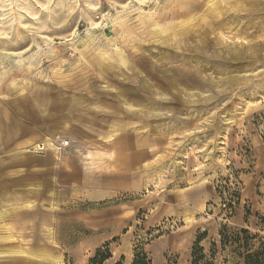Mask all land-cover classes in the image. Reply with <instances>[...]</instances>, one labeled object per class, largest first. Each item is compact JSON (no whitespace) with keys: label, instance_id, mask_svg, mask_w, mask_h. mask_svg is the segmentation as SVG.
Returning <instances> with one entry per match:
<instances>
[{"label":"rangeland","instance_id":"374dc122","mask_svg":"<svg viewBox=\"0 0 264 264\" xmlns=\"http://www.w3.org/2000/svg\"><path fill=\"white\" fill-rule=\"evenodd\" d=\"M2 137L53 146H0V264L231 260L224 227L264 237V0H0Z\"/></svg>","mask_w":264,"mask_h":264},{"label":"trees","instance_id":"16d2710c","mask_svg":"<svg viewBox=\"0 0 264 264\" xmlns=\"http://www.w3.org/2000/svg\"><path fill=\"white\" fill-rule=\"evenodd\" d=\"M237 201L240 200V196L234 194ZM232 205V202H231ZM250 215V214H249ZM249 217H247L245 224L247 227L237 231L230 232L227 227H224L220 232V249L222 253L229 252L230 258H224L222 264H264V237L258 232H253L249 227ZM261 223L264 224V219L261 218ZM202 238L199 237L195 243V250L193 253V264H210L206 261V256L203 253V249L200 248ZM218 246L212 244L211 255L215 257ZM112 254L108 248V245L96 251L91 264H110ZM115 264H123L119 261ZM132 264H151L147 255L141 251L136 252Z\"/></svg>","mask_w":264,"mask_h":264},{"label":"crops","instance_id":"0c3cea01","mask_svg":"<svg viewBox=\"0 0 264 264\" xmlns=\"http://www.w3.org/2000/svg\"><path fill=\"white\" fill-rule=\"evenodd\" d=\"M6 137H2V141H0V146H5V149H3V150H7L8 149V147L7 146H33L34 144H36V143H32L31 145L28 143V144H24V143H21V144H14L13 142H7L6 141ZM1 140V139H0ZM24 147H22L21 149H20V151H22V153H20V155H22L21 156V158H18V162H17V166H23L27 161H25L24 160V156L25 155H23V154H25V152H23V150L25 149ZM2 149V148H1ZM32 154V153H31ZM44 161L45 162H47V163H49V161H50V159H44ZM7 162V161H6ZM9 162H12L11 160H9L6 164H8ZM1 163V162H0ZM2 164H0V166H1ZM6 167V166H5ZM6 170V169H5ZM5 170H3V171H5ZM3 171H2V167H0V174H2L3 173ZM70 176H72V174H70V173H68ZM67 174V175H68ZM1 179V178H0ZM3 191V192H2ZM9 191V186H8V183L7 182H1V180H0V196H1V198H3V200H4V202L7 204L8 203V201H7V198H8V196H7V192ZM2 202V201H1ZM5 203H3V204H5Z\"/></svg>","mask_w":264,"mask_h":264},{"label":"built area","instance_id":"2783aa9c","mask_svg":"<svg viewBox=\"0 0 264 264\" xmlns=\"http://www.w3.org/2000/svg\"><path fill=\"white\" fill-rule=\"evenodd\" d=\"M63 146H64V147L68 146V143L65 142V143L63 144ZM46 147H47V145L38 144V146H36V147L33 149V151H34V152H37V153H42L43 151H45Z\"/></svg>","mask_w":264,"mask_h":264},{"label":"bare ground","instance_id":"6f19581e","mask_svg":"<svg viewBox=\"0 0 264 264\" xmlns=\"http://www.w3.org/2000/svg\"><path fill=\"white\" fill-rule=\"evenodd\" d=\"M43 145H48V146H53L52 145V139L50 138V137H48V138H44L43 139V143H42ZM33 146H38V145H36V144H34ZM34 148V147H33ZM32 149V148H31ZM57 149V148H56ZM27 150V149H26ZM34 154H39V153H37V152H34ZM3 215V214H2Z\"/></svg>","mask_w":264,"mask_h":264}]
</instances>
